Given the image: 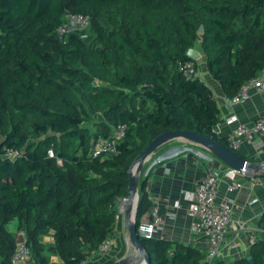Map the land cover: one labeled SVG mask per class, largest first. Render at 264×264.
<instances>
[{
	"label": "trees",
	"instance_id": "trees-1",
	"mask_svg": "<svg viewBox=\"0 0 264 264\" xmlns=\"http://www.w3.org/2000/svg\"><path fill=\"white\" fill-rule=\"evenodd\" d=\"M70 14L88 15L89 28L61 35ZM89 30L101 45L90 59ZM198 41L232 99L264 70V0H0V264H15L18 239L8 227L15 219L39 264H86L116 227L132 162L158 135L188 129L230 147L215 129L222 116L213 88L181 69L199 65L187 55ZM85 103L102 114L93 132L83 125ZM121 124L127 134L117 152L94 157L96 142L113 139ZM51 130L60 137L30 144ZM11 149L19 153L7 157ZM139 194L137 224L152 206L144 178ZM50 229L53 244L41 239ZM142 241L151 264H208L180 241ZM49 251L62 262L50 261ZM250 258L264 264V239L247 257L213 264Z\"/></svg>",
	"mask_w": 264,
	"mask_h": 264
},
{
	"label": "crops",
	"instance_id": "crops-1",
	"mask_svg": "<svg viewBox=\"0 0 264 264\" xmlns=\"http://www.w3.org/2000/svg\"><path fill=\"white\" fill-rule=\"evenodd\" d=\"M199 52L201 53L198 58L199 68L201 71L207 72L206 79L215 92L222 117L236 113L241 122L252 123L259 116L264 115V93L254 94L249 101L243 104L232 103L224 94L220 83L210 75L206 59L200 64L201 58L205 54L201 50ZM221 128L224 133L230 129L225 122ZM159 149L169 150L158 157L152 156L145 163L141 175V178L147 180L149 196L161 203L160 214L163 217V222L159 226L157 236L180 241L206 253L207 240L201 234L191 230L194 218L189 214L188 202L183 198V191L194 189L210 171L217 168L225 169L228 166L208 150L180 139L172 140ZM197 149H203L206 153L201 154ZM239 152L245 158L264 163V146L256 148L247 144ZM237 181L241 183L238 190H229V182L224 178L220 181L218 189V201H222L225 197H229L232 201L233 220L247 224V229L235 227L226 236L221 257L227 262L250 255L251 237H254L255 240L264 239V228L259 225L264 213V171L262 175L240 172ZM176 201H181V206L171 208ZM171 210L176 212L175 218L168 215ZM149 217L150 211L144 215L143 219H149ZM18 226L19 219L11 221L8 225L19 240L22 238V232L18 230ZM54 233L55 231L50 229L41 236V239L47 244H53ZM112 236L113 242L109 251L104 255L91 257L86 264H106L135 255L136 250L130 241V234L123 217L117 218ZM47 257L52 262H62L61 257L51 251L48 252ZM18 264H39V262L32 257L28 262ZM130 264H139V262L133 261Z\"/></svg>",
	"mask_w": 264,
	"mask_h": 264
},
{
	"label": "built area",
	"instance_id": "built-area-1",
	"mask_svg": "<svg viewBox=\"0 0 264 264\" xmlns=\"http://www.w3.org/2000/svg\"><path fill=\"white\" fill-rule=\"evenodd\" d=\"M91 19L88 15L70 14L63 25L58 29L61 35H67L72 31H81L89 28ZM86 36V35H83ZM182 71L188 78H200L207 82L206 74H202L199 65L194 61H187L181 66ZM208 83V82H207ZM209 84V83H208ZM210 85V84H209ZM264 93V70L258 75L245 82L240 91L232 98V103L243 104L249 101L254 94ZM217 98V97H216ZM225 122L230 127L228 131H224L221 125ZM216 132L219 136H225L232 149L240 151L244 145H253L256 148L264 146V115L259 116L252 123L241 122L236 113L222 117L220 123L216 126ZM127 134V125H119L114 133L113 139L101 138L92 148L94 157L102 156L108 153H116L117 146ZM19 153L16 149L7 152V157H14ZM53 149H49V156L54 157ZM240 172L227 167L225 169L217 168L210 171L202 180L198 182L194 189L183 191V198L188 202L189 214L194 218L191 230L201 234L208 243V249L205 253V261L213 264L214 261L221 257L225 245L226 236L237 227L238 229H247L244 222H235L232 217V201L229 197H225L222 201H218V189L220 181L227 179L228 189L238 190L241 183L237 181ZM152 206L149 219H142L138 224V231L143 238H149L157 235L159 226L163 222L160 214L161 203L151 198ZM124 200V199H123ZM181 206V201H176L171 208ZM171 218L177 216L174 210L169 211ZM120 218V214L117 216ZM255 241L251 237V244ZM113 242V236H108L99 247L91 252V257L106 254ZM32 257L31 247L28 245L25 233L22 232V238L18 240V246L13 256V262L26 263ZM89 259V260H90ZM87 263V262H86Z\"/></svg>",
	"mask_w": 264,
	"mask_h": 264
},
{
	"label": "water",
	"instance_id": "water-1",
	"mask_svg": "<svg viewBox=\"0 0 264 264\" xmlns=\"http://www.w3.org/2000/svg\"><path fill=\"white\" fill-rule=\"evenodd\" d=\"M204 26H201V31ZM187 55L191 59H198L201 53L192 47L187 51ZM232 102V99H229ZM183 140L201 148H204L216 156L220 161L227 166L239 171L252 175H262L264 171V163H259L248 158L242 157L232 148L224 145L214 137L206 136L202 133L188 130H170L155 137L149 145L142 151L138 157L132 162L129 168V188L128 196L124 198L126 201V209L124 210V223L130 234V241L135 247L136 253L133 256L119 259L117 261L106 264H130L139 257V262L143 264H151V257L147 253L143 244L142 238L138 231L137 211L139 206V182L144 171L145 163L156 153V151L164 144L172 140ZM135 201V203H134ZM250 262L254 264V260L250 258Z\"/></svg>",
	"mask_w": 264,
	"mask_h": 264
},
{
	"label": "rangeland",
	"instance_id": "rangeland-1",
	"mask_svg": "<svg viewBox=\"0 0 264 264\" xmlns=\"http://www.w3.org/2000/svg\"><path fill=\"white\" fill-rule=\"evenodd\" d=\"M88 33H89V36L86 39H88L87 40V47L89 49L88 50V58L90 59L89 54L95 52V50L98 49L99 47H101V45L100 44L99 45L96 44L93 35H91L92 32L90 30L88 31ZM88 33H87V35H88ZM200 43H201L200 41L197 42L196 47H195L196 49H200ZM204 59H206V56H203V58H201L200 64H202V62L204 61ZM92 64L94 65L93 61H92ZM201 72H202V74H205V71H201ZM94 84L100 85V86H108V83L107 82H105L103 80H99V79H95ZM80 112H81V115L84 118L83 125L87 129V131H91V132L95 131L97 129V122L101 118L102 114L99 111H93V109H91L88 106V104H86V103L80 109ZM0 134L1 135H4L3 132H2V128H0ZM51 137H57L58 138V137H60V134H59V132H56V131H52L51 130L48 133L42 134L41 136H32L31 137V140H30V144L42 143L43 141H46V140H48ZM167 150H169V149H159L158 152L156 154H154L153 156L154 157H158L159 155H161L163 152H165ZM197 151H199V153H201V154L206 153L205 150H203V149H201V150L197 149ZM209 159H212V158H209ZM123 205L125 206L124 200L121 199L119 201V205H118L120 218H122L124 216V210L122 209V206ZM32 257H31V259H32ZM139 258L136 259L135 262L136 261L139 262ZM145 262L146 261L143 260V263H145ZM139 264H141V263L139 262Z\"/></svg>",
	"mask_w": 264,
	"mask_h": 264
},
{
	"label": "bare ground",
	"instance_id": "bare-ground-1",
	"mask_svg": "<svg viewBox=\"0 0 264 264\" xmlns=\"http://www.w3.org/2000/svg\"><path fill=\"white\" fill-rule=\"evenodd\" d=\"M134 203H135V201H134ZM124 204H125V206H124V205L122 206V209H123V210L126 209V201H125V200H124ZM145 261H146V260H145ZM145 263H146V262H145ZM145 263H143V264H145Z\"/></svg>",
	"mask_w": 264,
	"mask_h": 264
}]
</instances>
